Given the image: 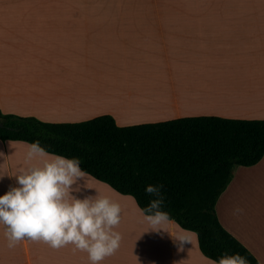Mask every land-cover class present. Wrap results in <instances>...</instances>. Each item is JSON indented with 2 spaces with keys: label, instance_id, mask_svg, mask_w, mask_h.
Returning <instances> with one entry per match:
<instances>
[{
  "label": "crops",
  "instance_id": "crops-1",
  "mask_svg": "<svg viewBox=\"0 0 264 264\" xmlns=\"http://www.w3.org/2000/svg\"><path fill=\"white\" fill-rule=\"evenodd\" d=\"M0 112L47 123L109 115L119 127L264 120V0H0ZM28 150L0 140V196L20 168L39 163ZM80 183L77 198L107 196L122 208L120 248L101 264H208L193 232L171 220L153 228L127 196L87 174ZM215 212L264 264V155L234 170ZM4 231L0 264H90L72 245L23 240L9 248ZM179 236L188 243L178 254Z\"/></svg>",
  "mask_w": 264,
  "mask_h": 264
},
{
  "label": "trees",
  "instance_id": "trees-1",
  "mask_svg": "<svg viewBox=\"0 0 264 264\" xmlns=\"http://www.w3.org/2000/svg\"><path fill=\"white\" fill-rule=\"evenodd\" d=\"M0 140L39 141L52 155L76 158L90 177L145 208L148 185H162L169 220L193 232L201 254L219 260L255 257L218 222L215 206L237 167L264 155V120L186 117L119 127L109 115L78 123H47L0 112Z\"/></svg>",
  "mask_w": 264,
  "mask_h": 264
},
{
  "label": "clouds",
  "instance_id": "clouds-1",
  "mask_svg": "<svg viewBox=\"0 0 264 264\" xmlns=\"http://www.w3.org/2000/svg\"><path fill=\"white\" fill-rule=\"evenodd\" d=\"M39 158V163L20 168L15 176L16 186L0 196V225L8 247L23 240L42 241L53 249L72 245L86 252L90 264H101L120 248L122 235L115 231L121 222L122 208L107 196L92 195L77 198L82 191L80 183L86 173L76 158L52 155L36 141L29 145L27 159ZM162 185H148L145 193L152 197L149 204L137 210L153 228L169 221L162 211ZM128 199L135 202V197ZM235 209L234 214L242 213ZM186 236L175 241L177 253L184 251ZM137 264L139 258L136 257ZM208 264H248L238 253L222 255L219 260L208 259Z\"/></svg>",
  "mask_w": 264,
  "mask_h": 264
},
{
  "label": "rangeland",
  "instance_id": "rangeland-1",
  "mask_svg": "<svg viewBox=\"0 0 264 264\" xmlns=\"http://www.w3.org/2000/svg\"><path fill=\"white\" fill-rule=\"evenodd\" d=\"M127 8H137V9H140V3L137 2V1H129ZM142 9H145V8L142 7Z\"/></svg>",
  "mask_w": 264,
  "mask_h": 264
}]
</instances>
